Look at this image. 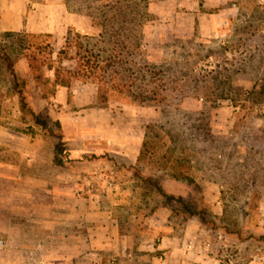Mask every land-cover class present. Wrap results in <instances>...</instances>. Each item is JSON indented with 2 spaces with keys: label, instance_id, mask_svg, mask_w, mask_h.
<instances>
[{
  "label": "rangeland",
  "instance_id": "rangeland-1",
  "mask_svg": "<svg viewBox=\"0 0 264 264\" xmlns=\"http://www.w3.org/2000/svg\"><path fill=\"white\" fill-rule=\"evenodd\" d=\"M22 1L25 27L0 31V54L24 80L29 104L38 87L30 64L43 78L56 72L96 92L95 106L103 109L96 115L101 135L92 139L98 145L139 143L135 161L114 164L112 177L96 180L105 206L116 207L119 232L136 243L131 252H148L136 249L145 239L150 252H160L152 247L160 243V224L182 234L198 226V249L224 253L226 260L247 249L263 251L264 0ZM214 13L223 21L210 34ZM16 103L0 58V124L35 133L27 114L17 117ZM39 115L44 134L59 133L46 112ZM64 155L56 145L55 162ZM0 157L20 160L3 148ZM4 217L0 264L64 261L48 257L43 242L22 251L16 222ZM112 252L100 261L85 255L77 264L128 263L127 255L118 260Z\"/></svg>",
  "mask_w": 264,
  "mask_h": 264
},
{
  "label": "crops",
  "instance_id": "crops-1",
  "mask_svg": "<svg viewBox=\"0 0 264 264\" xmlns=\"http://www.w3.org/2000/svg\"><path fill=\"white\" fill-rule=\"evenodd\" d=\"M24 3L22 0H0L3 5L0 31H19L21 24L25 27L21 20ZM193 15L203 19L199 13ZM56 17L58 14L54 15V22ZM220 17L218 13L209 16L210 34L217 32V26L223 21ZM31 23L32 27H38ZM36 31L46 29L37 28ZM51 31L56 33L55 28ZM95 104L96 92H90L87 83L58 86L49 100L35 87L30 105L36 113L44 111L58 123V132L64 142L62 163L55 162L58 137L51 131L44 134L46 129L37 125L35 133L27 134L0 124V148L20 156V160L13 161L15 164L0 157V213L9 225L16 222L15 238L22 251L29 250L28 243H47L48 257L63 258L60 264H77L85 255L100 261L104 251L110 250L118 260L127 255V264H264V250L261 249L258 253L242 249L237 252L239 256L227 260L224 253L212 249L200 251L201 237L194 224L188 234L185 231L186 235L177 230L169 232L167 224H160V243L157 248L152 246L160 252H150V240L145 239L136 249L147 247L148 252L133 254L131 249L136 243L131 236L119 232L116 207L105 206V200L98 196L100 190L96 180L112 177L114 164L135 161L139 143L128 139L118 140L113 145L107 140V144L103 142L101 146L93 141L101 135L96 115L103 111ZM14 109L18 117L21 113L18 103ZM105 153L108 157L103 156ZM40 233L44 237H38ZM188 242L197 246L187 250ZM250 253L255 255L253 259L243 261Z\"/></svg>",
  "mask_w": 264,
  "mask_h": 264
},
{
  "label": "trees",
  "instance_id": "trees-1",
  "mask_svg": "<svg viewBox=\"0 0 264 264\" xmlns=\"http://www.w3.org/2000/svg\"><path fill=\"white\" fill-rule=\"evenodd\" d=\"M61 51L58 52V54ZM0 58L5 62L6 67L9 71V75L11 77V89L14 94L17 95L18 97V107L19 110L22 114H27L30 119L33 120V127L40 125L43 129H46V121L42 120L40 118V115L34 111V109L31 107V105L28 102L27 96L24 92V85L25 82L24 80H19L17 78V75L15 74V71L13 69V65L11 63L10 57L4 53L0 54ZM31 69L33 70L32 74L34 77L35 82L38 85V88L40 90L41 96L47 100H49L52 96H54L56 89L58 86H66L69 87L70 85V80L69 78H63L60 77L58 73H54V78L51 77H44L42 76L41 73H38L35 71L34 67L31 66ZM58 124V123H57ZM27 134H32L33 131L31 132H25ZM52 133V132H51ZM53 135L58 137V142L57 145L60 146L61 148H64V142L61 140V134L60 133H52ZM63 161L57 160V163H62Z\"/></svg>",
  "mask_w": 264,
  "mask_h": 264
},
{
  "label": "built area",
  "instance_id": "built-area-1",
  "mask_svg": "<svg viewBox=\"0 0 264 264\" xmlns=\"http://www.w3.org/2000/svg\"><path fill=\"white\" fill-rule=\"evenodd\" d=\"M2 245V240H0V246Z\"/></svg>",
  "mask_w": 264,
  "mask_h": 264
}]
</instances>
